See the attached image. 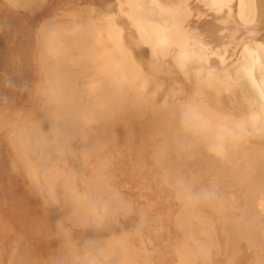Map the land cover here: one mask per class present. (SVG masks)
<instances>
[{
	"label": "bare ground",
	"instance_id": "obj_1",
	"mask_svg": "<svg viewBox=\"0 0 264 264\" xmlns=\"http://www.w3.org/2000/svg\"><path fill=\"white\" fill-rule=\"evenodd\" d=\"M6 1L33 11L44 0ZM116 4L46 18L38 102L27 117L0 112V129L12 125L11 144L67 238L82 231L81 243L68 240L69 263L163 264L146 241L165 214L177 245L170 264H218L223 251L264 264V0ZM213 14L218 26L233 15L239 32L204 33ZM200 18L205 30L195 27ZM142 144L154 149L157 191L131 188L117 164L124 148L133 157ZM127 187H139L136 200ZM161 204L167 210L147 212ZM16 245L15 262L27 264L29 247Z\"/></svg>",
	"mask_w": 264,
	"mask_h": 264
},
{
	"label": "rangeland",
	"instance_id": "obj_2",
	"mask_svg": "<svg viewBox=\"0 0 264 264\" xmlns=\"http://www.w3.org/2000/svg\"><path fill=\"white\" fill-rule=\"evenodd\" d=\"M116 3L117 0H44L32 11L22 7H13L6 0H0V112L10 119H15L17 112L27 117L29 104L38 102L36 84L40 79L38 71H40L39 57L41 53L39 30L46 18L55 13L61 14L77 8L86 9L90 6H95L101 10L105 8L115 10ZM200 4L191 11V15L198 9H201L198 13L203 11L204 3L201 2ZM210 18L212 19H210V24L214 30L204 33L216 34V36L223 35V39H232L235 33L239 32L236 18L233 15H225V22L220 26H218V20L221 17L213 14ZM208 23L209 21L200 18L199 23H195V27H202L205 30L208 28ZM124 25L126 26V24ZM125 34L132 35L129 29L125 30ZM140 50L143 53L142 58L145 63L151 58L150 49L147 45H142ZM148 65L145 64V67ZM16 69H20L21 73L33 71V77L24 80L26 75L17 76L16 73H13L17 71ZM11 128L12 125L8 124L7 127L0 129V262L17 264L14 260L17 253L16 243L23 242L29 247L33 255L28 256L32 260L27 261V264H70L73 255L68 240L74 239L76 244L81 243L82 231L81 229H74L73 235L75 236L67 238L64 229L56 222L54 215L51 214L49 207L45 204L43 194L30 176L26 163L18 155L15 147L12 146L8 137V131ZM141 147L143 149L139 155L137 151V153H133V157H130L128 150L124 148L117 164L123 163L121 166L126 167L125 177L131 183V188L144 184L148 189L151 190L152 188L157 191L158 188L155 185L159 179L154 184L156 169L153 161L155 154L153 146L142 144ZM138 188L129 191L130 188L127 187L124 190L126 193H131L136 200ZM147 192L149 193V191ZM143 201L144 199H141L140 202ZM155 206L148 209L147 212L155 215V209L165 207L167 210L166 204ZM140 208L141 206L136 204L137 212ZM135 215L130 213V218L135 217ZM169 218L170 216L164 214V217L158 221L155 227L153 226L151 232L153 243L146 241L151 252L158 248V252L155 254L156 263L161 260L163 264L167 261L170 264L172 260L169 258L175 260L178 258L175 251L177 248H174L177 246L176 240L168 242L167 239V229L173 225L171 220H174V217L168 220ZM161 223H163V227L160 226ZM175 234L176 229L173 226L171 235L174 236ZM139 238L135 240V244L142 247ZM83 249L85 248L81 245L78 249L75 247L74 252L76 254L77 251H80L79 254L82 255ZM220 255L222 256L218 257V264H245L242 255L236 254L235 257L231 255L226 257L224 251ZM103 261H105L104 258Z\"/></svg>",
	"mask_w": 264,
	"mask_h": 264
}]
</instances>
